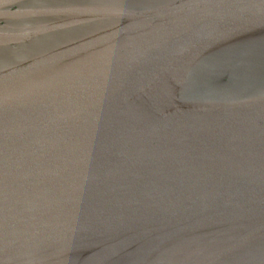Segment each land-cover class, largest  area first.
<instances>
[{
  "label": "water",
  "instance_id": "obj_1",
  "mask_svg": "<svg viewBox=\"0 0 264 264\" xmlns=\"http://www.w3.org/2000/svg\"><path fill=\"white\" fill-rule=\"evenodd\" d=\"M0 264H264V0H0Z\"/></svg>",
  "mask_w": 264,
  "mask_h": 264
}]
</instances>
